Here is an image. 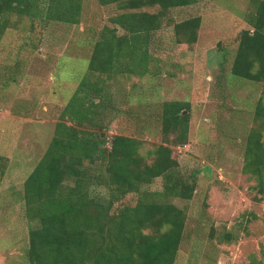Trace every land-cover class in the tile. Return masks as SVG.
<instances>
[{"label": "rangeland", "instance_id": "obj_1", "mask_svg": "<svg viewBox=\"0 0 264 264\" xmlns=\"http://www.w3.org/2000/svg\"><path fill=\"white\" fill-rule=\"evenodd\" d=\"M80 6L78 23L13 16L15 27L0 41V264H28V232L37 222L25 218L23 182L86 73L93 43L119 12L97 0H81ZM249 8L250 0H196L174 8L177 21L201 17L197 41L177 45L171 27L155 32L153 72L110 79L101 129L84 127L102 137L139 138L144 148L168 145L159 123L162 103L189 102L188 141L172 146V156L182 175L195 181L196 193L172 199L187 216L174 264H247L252 256L264 264V195L242 171L244 137L264 96L260 82L230 71L237 35L250 27L244 18ZM161 184L158 177L150 189ZM226 231L237 238L221 241Z\"/></svg>", "mask_w": 264, "mask_h": 264}, {"label": "trees", "instance_id": "obj_2", "mask_svg": "<svg viewBox=\"0 0 264 264\" xmlns=\"http://www.w3.org/2000/svg\"><path fill=\"white\" fill-rule=\"evenodd\" d=\"M195 1L97 0L103 6L114 4L119 12L109 19L113 26L105 25L93 43L86 73L62 109L48 147L23 182L25 218L37 222L28 232V264H174L187 216L172 199L189 200L196 193L195 181L182 175L172 156V146L188 141L189 102L162 103L159 123L168 145L144 148L139 138L102 137L84 127L101 129L110 79L153 72L155 59L149 51L155 32L171 27L177 45L197 41L201 17L177 21L172 13ZM80 4L0 0V41L15 27L13 16L78 23ZM244 18L250 27L237 35L230 71L236 78L260 82L264 96V0H250ZM253 122L244 137L242 171L256 180L257 193L264 195L262 97ZM158 177L161 188L150 189ZM98 187L104 192L96 193ZM236 238L226 231L221 241ZM247 264L262 262L252 256Z\"/></svg>", "mask_w": 264, "mask_h": 264}, {"label": "water", "instance_id": "obj_3", "mask_svg": "<svg viewBox=\"0 0 264 264\" xmlns=\"http://www.w3.org/2000/svg\"><path fill=\"white\" fill-rule=\"evenodd\" d=\"M186 111L184 110L183 113H185Z\"/></svg>", "mask_w": 264, "mask_h": 264}]
</instances>
